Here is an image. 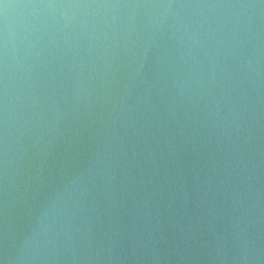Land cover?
<instances>
[{
    "label": "water",
    "instance_id": "1",
    "mask_svg": "<svg viewBox=\"0 0 264 264\" xmlns=\"http://www.w3.org/2000/svg\"><path fill=\"white\" fill-rule=\"evenodd\" d=\"M0 264H264V0H0Z\"/></svg>",
    "mask_w": 264,
    "mask_h": 264
}]
</instances>
